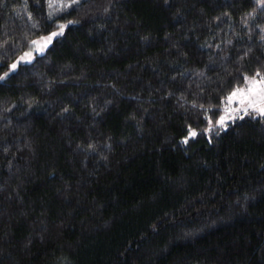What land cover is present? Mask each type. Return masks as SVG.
<instances>
[{
  "label": "trees",
  "instance_id": "trees-1",
  "mask_svg": "<svg viewBox=\"0 0 264 264\" xmlns=\"http://www.w3.org/2000/svg\"><path fill=\"white\" fill-rule=\"evenodd\" d=\"M253 76L264 0H0V264H264Z\"/></svg>",
  "mask_w": 264,
  "mask_h": 264
},
{
  "label": "rangeland",
  "instance_id": "rangeland-1",
  "mask_svg": "<svg viewBox=\"0 0 264 264\" xmlns=\"http://www.w3.org/2000/svg\"><path fill=\"white\" fill-rule=\"evenodd\" d=\"M69 1L70 0H50V5L53 6V8L57 7V9H60V8L62 9L65 5H67L69 3ZM76 1H78V0H76ZM72 2H73V0H72ZM63 24L64 23H60L59 26L57 28H55L53 31H51L49 34L41 37L38 40H35V41L39 42L38 45H33V43H31L29 49L26 50L25 52H23L16 60H14L10 64V70H14L11 68V65L13 63H15L16 67H17L19 62L21 63V62L29 61L32 58H34L36 53L44 50L50 43H47L46 46H44L46 42L43 38L51 36L52 33H54V32L61 33L60 32V25H63ZM54 37L55 36H53L52 39ZM39 48H42V50H38ZM26 53H30V58L25 56ZM21 57H24V59H21ZM252 78H255L257 81H259L261 78H264V77H262V76H260V77H257V76L248 77V78H246L244 85H242L241 87L235 88L232 92L236 91L237 89H242L245 91V93H247V89L250 87L248 80H250ZM232 92L230 94H228V96L225 98V101H224L223 106H222L221 111H220L221 113H220L219 119L216 122H210L209 121L208 127L206 129L208 133L214 132L215 130H217L219 128H225L229 122H231L234 119L241 117L242 115L247 114L250 109L255 110V115H264V114H261L260 111L258 110V107H264V101H260L259 97H250L252 99H255L258 102V105L254 106V107H248L247 102H245L244 104H241L239 102L241 99L240 97H237V99H235L231 103H229L227 98L232 94ZM221 117H225L223 125L218 123V121L220 120ZM191 132L196 133L195 130H190L188 132V137L192 136V135H190Z\"/></svg>",
  "mask_w": 264,
  "mask_h": 264
},
{
  "label": "snow or ice",
  "instance_id": "snow-or-ice-1",
  "mask_svg": "<svg viewBox=\"0 0 264 264\" xmlns=\"http://www.w3.org/2000/svg\"><path fill=\"white\" fill-rule=\"evenodd\" d=\"M73 2L75 3L76 0H73ZM67 6V5H66ZM64 25H60V32H63L64 29ZM60 33H52L51 36L45 37L43 38L45 40V45L47 43H50L52 40L53 36H56ZM33 45H38L39 42L38 41H32ZM38 50H42V48H39ZM25 56L30 58V53H26ZM21 59H24V57H21ZM12 69L16 68V64L13 63L11 65ZM5 75H7V73H5ZM257 76L260 75V73L256 74ZM0 79H2V77H0ZM248 83L250 85V87L247 89V93H245L244 90L242 89H237L236 91L232 92V94L227 98L228 102L231 103L233 100L237 99V97H240V103L244 104L245 102H247V106L248 107H254L258 105V102L255 99H252L250 97H259L260 101H264V78H261L259 81H257L255 78H252L250 80H248ZM258 110L260 111L261 114H264V107H258ZM225 120V117H221L220 120L218 121L219 124L223 125ZM190 135L195 136L196 133L195 132H191Z\"/></svg>",
  "mask_w": 264,
  "mask_h": 264
}]
</instances>
